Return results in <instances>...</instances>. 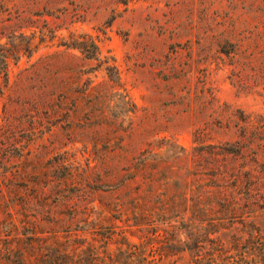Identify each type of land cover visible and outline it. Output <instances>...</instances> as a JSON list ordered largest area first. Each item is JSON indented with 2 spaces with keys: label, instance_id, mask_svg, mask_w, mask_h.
<instances>
[{
  "label": "rangeland",
  "instance_id": "rangeland-1",
  "mask_svg": "<svg viewBox=\"0 0 264 264\" xmlns=\"http://www.w3.org/2000/svg\"><path fill=\"white\" fill-rule=\"evenodd\" d=\"M217 183L264 227V0H0V264H180Z\"/></svg>",
  "mask_w": 264,
  "mask_h": 264
},
{
  "label": "trees",
  "instance_id": "trees-1",
  "mask_svg": "<svg viewBox=\"0 0 264 264\" xmlns=\"http://www.w3.org/2000/svg\"><path fill=\"white\" fill-rule=\"evenodd\" d=\"M217 149L221 158L239 150L231 145ZM211 172L221 183L226 178L231 185L237 181V174L225 166L217 164ZM241 175L247 178L249 173ZM215 187L214 191L210 190L213 193L204 191L200 193L202 197L183 199V205L169 209L175 214L166 221L172 232L174 252L186 255L180 264H264L262 216L255 214L256 211L238 209L235 199L222 191V185L217 183ZM179 234H183V241L178 240Z\"/></svg>",
  "mask_w": 264,
  "mask_h": 264
}]
</instances>
